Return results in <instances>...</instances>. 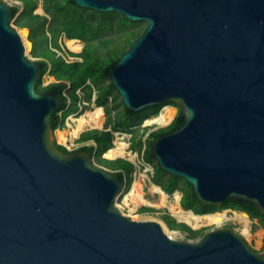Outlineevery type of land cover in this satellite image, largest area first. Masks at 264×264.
<instances>
[{"label": "water", "instance_id": "water-1", "mask_svg": "<svg viewBox=\"0 0 264 264\" xmlns=\"http://www.w3.org/2000/svg\"><path fill=\"white\" fill-rule=\"evenodd\" d=\"M70 1L144 24L109 78L129 112L176 106L181 124L150 147L158 169L202 207L233 200L264 216V0ZM11 15L0 0V264H264V250L230 227L189 241L125 217L117 174L58 150L51 121L62 96L37 90L41 66Z\"/></svg>", "mask_w": 264, "mask_h": 264}, {"label": "trees", "instance_id": "trees-1", "mask_svg": "<svg viewBox=\"0 0 264 264\" xmlns=\"http://www.w3.org/2000/svg\"><path fill=\"white\" fill-rule=\"evenodd\" d=\"M12 1L20 2L21 5L11 6V20L18 15L22 8L15 24L22 28L31 27L43 35V38L38 39L31 51L33 56L45 59L41 62L42 75H50L57 80L56 84L47 87H43L40 80L37 90L41 93L54 90L62 96L63 106L52 117V130L65 129L66 119L70 115L89 109L91 102L95 107L103 109L105 117L103 130L83 132L74 141L79 147L72 151L88 153L96 165L115 172L118 179L126 184V190H128L132 184L134 165L122 158L115 160L102 158L104 153L113 148L115 133L127 134L130 136L129 150L141 154L142 162L153 167L151 183L169 196L180 192L179 204L182 210L192 211L195 215H205L231 209L247 214L250 220H256L259 226L264 229V216L245 203L230 200L221 207L200 206L195 201L190 186L182 179L173 178L161 172L153 161L150 155L152 141L158 135L178 127L181 124L180 117L175 116L168 126L151 131L146 136L148 128L141 129L142 124L146 120L157 117L161 107L147 108L139 113L125 110L109 78L110 67L140 35L143 28L140 29L137 26L141 23H129L121 16L112 13L102 14L79 9L70 0H43V10L47 17L34 14L39 5L37 0ZM59 36L68 40L79 39L84 43V48L79 54L66 51L69 56L80 58V60L68 63L52 51L51 48L62 52L63 46L57 42ZM50 38H52L51 46H49ZM78 91L80 92L78 93ZM93 96L94 100H92ZM166 105L176 107L171 103ZM57 148L65 154L72 152L62 145H57ZM139 212L160 211L142 207ZM161 219L169 229L185 234V240L200 238L206 233L204 230L195 231L185 224L177 223L167 213L161 215Z\"/></svg>", "mask_w": 264, "mask_h": 264}, {"label": "rangeland", "instance_id": "rangeland-1", "mask_svg": "<svg viewBox=\"0 0 264 264\" xmlns=\"http://www.w3.org/2000/svg\"><path fill=\"white\" fill-rule=\"evenodd\" d=\"M7 4H9L10 6L13 5H21L20 2L17 1H12V0H4ZM38 2V8L36 9L35 13H38L39 15L43 16V12L41 11V0H37ZM22 8H20L18 14L21 12ZM17 18L16 17L10 21V25L15 28L18 32H20L23 28L19 27L18 25L15 24V20ZM138 28H143L144 24H140L137 26ZM65 46V45H64ZM65 49L72 52V53H76L78 54L80 52V50L78 52H74L71 51L69 49V47L65 46ZM25 54L26 56L35 61L36 59L33 57V55L31 54V50L26 49L25 50ZM42 82H46V76L43 77ZM92 100H94V96L92 98ZM95 108V105L93 102H91L89 104V109L85 110L82 113H77V114H73L70 115L65 122V129L63 130H56L54 131V140L57 144L59 145H66L68 148H72V147H77V145L74 143V141L76 139L79 138V136L85 132V131H89V130H99L100 128H90V127H84L83 130L76 136V137H72L71 133L73 132V130H75L78 126V119H80L81 117H85L86 118V114L89 113L90 111H92ZM173 116L172 119H170L168 121L167 124L168 125L169 122L171 123L172 120L175 118V116L177 115V108L173 107ZM154 118H151L149 120H153ZM148 120V122H149ZM104 122H105V117L103 114V109H102V126H104ZM147 124H142L141 129L142 128H148V130L146 131V134L157 130L159 128H164L165 125H160V124H156V123H151L149 122ZM68 125V126H67ZM101 126V127H102ZM62 132L65 136V141H61L59 140L60 138L58 137V133ZM129 139L130 136L127 134H120L118 136L114 135V141L116 142H121L123 144L126 145L125 149V155L123 156L125 159L130 160L132 162L136 163V167L133 173V177H132V184L131 187L128 190H124L122 192V194L120 195V197L118 199L115 200V206L116 208L127 218L134 220V221H142V220H153L156 221L157 223H159L163 229H165L164 231H167L169 228L166 224H164V221L161 219V215L163 214H169L171 213L169 208L170 206L174 205L176 206L177 204L180 207L179 201H176V195H178V198L181 196L180 192H175L173 195H167L166 196V200L165 203L162 202V197L159 193H156L152 190V183L150 181L151 176L153 175V167L149 164H144L142 162V155L131 152L129 150ZM113 141V142H114ZM74 145V146H72ZM113 148H115V144L113 145ZM112 148V149H113ZM105 155H102V158H104ZM107 160H110L108 158H104ZM104 168V167H102ZM106 170H108L107 168H104ZM137 183L138 184V190L141 191V194L143 196L144 201H140L138 199H135L134 197H128L129 191L132 188L133 184ZM179 200V199H178ZM142 207H150L155 209L156 211H160V212H150V213H140L139 210ZM213 214H225V216L227 217V219L223 220L221 223L216 224L214 222H210V221H205V219H202L199 222V225L197 227H191L189 225H187L188 227H190L192 230L195 231H200V230H204L205 232H209L212 230H215L217 228H222V227H230L234 230H236L237 232L243 234L244 236L247 235V231L251 228L252 229V233L255 232V228L252 227L253 224L252 222H256V220H250L248 217V221L247 222H240L235 218V214H242L241 212L238 211H234L231 209H225V210H220L217 211ZM170 215V214H169ZM176 231V230H175ZM172 238L174 239H185V234H183L180 231H176V233L170 235ZM199 239V237L195 238V239H190L189 241H195ZM254 251L256 249H254L253 245H249ZM264 249V240H263V246L261 248V250H259L258 252H261ZM257 252V250H256Z\"/></svg>", "mask_w": 264, "mask_h": 264}, {"label": "bare ground", "instance_id": "bare-ground-1", "mask_svg": "<svg viewBox=\"0 0 264 264\" xmlns=\"http://www.w3.org/2000/svg\"><path fill=\"white\" fill-rule=\"evenodd\" d=\"M67 46L69 47L70 50L77 52L80 49V46L75 45L73 41H67ZM173 116V109L170 107H165L162 110V113L159 117L149 121L151 123H156L160 125H165L168 123L170 119H172ZM148 122V123H149ZM78 126L73 132L71 133L72 137H76L85 127H90V128H101L102 126V110L101 108L95 107L92 111L86 114L85 117H81L78 119ZM58 137L60 138L59 140L65 141V136L62 132L58 133ZM115 148L107 151L105 153V157L108 159H114L117 157H123L125 155V149L126 145L121 143V142H116L114 141ZM152 190L156 193H159L162 197V202L165 203L166 200V195L160 191L159 188L157 187H152ZM128 197H134L135 199H138L140 201H144L143 196L141 194V191L138 190V184L134 183L132 188L129 191ZM178 195H176V201H178ZM170 212L175 216V218L183 223H186L187 225L191 227H197L199 225V222L202 219H205V221H210L214 222L216 224L221 223L223 220L227 219L225 214H211V215H206V216H195L191 212H183L181 207L177 204L176 206L172 205L169 208ZM235 218L240 221V222H247L248 218L243 215V214H235ZM165 230V229H164ZM171 235V234H170Z\"/></svg>", "mask_w": 264, "mask_h": 264}, {"label": "flooded vegetation", "instance_id": "flooded-vegetation-1", "mask_svg": "<svg viewBox=\"0 0 264 264\" xmlns=\"http://www.w3.org/2000/svg\"><path fill=\"white\" fill-rule=\"evenodd\" d=\"M22 11V10H21ZM36 11V10H35ZM35 11H34V14L35 15H39L38 13H35ZM41 11L43 12V16H46L47 17V15L45 14V12H44V10H43V0H41ZM20 14V13H19ZM18 14V15H19ZM40 16H42V15H40ZM27 29H28V32H29V36H28V38H29V40L31 41V43H32V49H31V51L33 50V48H34V46H35V43L38 41V39L39 38H43V35H40L38 32H36V31H34L33 30V28H31V27H26ZM67 41H73L74 43H75V45H78V46H80V52L79 53H81L82 52V50H83V48H84V43L82 42V41H80L79 39H71V40H68V39H66V38H64V37H58L57 38V42L60 44V45H62L63 46V48H62V52H59L58 50H56V49H53V48H51L52 49V51L53 52H55V53H57V56H61L66 62H68V63H71V62H73V61H76V60H80V58H77V57H71V56H69L68 54H67V52L66 51H68V50H66L65 49V46H66V43H67ZM51 42H52V38H50L49 39V46H51ZM65 45V46H64ZM72 51V50H71ZM70 52V51H69ZM78 52V51H77ZM78 53V54H79ZM76 54V53H75ZM36 60H35V62H37V63H39L40 64V66H41V62L42 61H45V59L44 58H42V57H37V56H33ZM44 76H46V82H42V86L43 87H47V86H49V85H52V84H56L57 83V80H55V78H53L52 76H50V75H41V78H40V80L42 81L43 80V77ZM43 83H45L44 85H43ZM68 83V82H67ZM85 88V87H84ZM53 91V90H52ZM48 92V91H47ZM80 91H78V93H79ZM83 104H86V103H83ZM177 116V115H176ZM173 121V120H172ZM78 147H79V145H77Z\"/></svg>", "mask_w": 264, "mask_h": 264}, {"label": "crops", "instance_id": "crops-1", "mask_svg": "<svg viewBox=\"0 0 264 264\" xmlns=\"http://www.w3.org/2000/svg\"><path fill=\"white\" fill-rule=\"evenodd\" d=\"M170 108H173L172 106H168ZM253 226L255 228V232L252 233V229L250 228L248 231H247V235L244 236L243 234L239 233L243 238L244 240L246 241V243L248 245H253L254 246V249L257 250V252L259 250H261L262 246H263V240H264V229L263 227L259 226V224L256 222H252ZM255 250V251H256Z\"/></svg>", "mask_w": 264, "mask_h": 264}, {"label": "built area", "instance_id": "built-area-1", "mask_svg": "<svg viewBox=\"0 0 264 264\" xmlns=\"http://www.w3.org/2000/svg\"><path fill=\"white\" fill-rule=\"evenodd\" d=\"M45 83H43V85H44ZM118 135H120V134H118L117 133V135L116 136H118ZM68 151H72V150H75L77 147H75L74 145H72V146H74V147H72V148H68L66 145H63ZM127 149V148H126Z\"/></svg>", "mask_w": 264, "mask_h": 264}]
</instances>
